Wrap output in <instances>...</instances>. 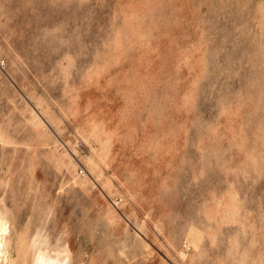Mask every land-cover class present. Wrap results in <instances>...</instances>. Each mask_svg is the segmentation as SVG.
<instances>
[{"label": "rangeland", "instance_id": "374dc122", "mask_svg": "<svg viewBox=\"0 0 264 264\" xmlns=\"http://www.w3.org/2000/svg\"><path fill=\"white\" fill-rule=\"evenodd\" d=\"M0 215V264H264V0H0Z\"/></svg>", "mask_w": 264, "mask_h": 264}, {"label": "bare ground", "instance_id": "6f19581e", "mask_svg": "<svg viewBox=\"0 0 264 264\" xmlns=\"http://www.w3.org/2000/svg\"><path fill=\"white\" fill-rule=\"evenodd\" d=\"M70 164V163H69ZM69 166V165H68ZM92 177V176H91ZM88 178V177H87ZM95 178V177H94ZM99 178V177H98ZM84 179V178H83ZM82 179V180H83ZM86 179V178H85ZM93 179V178H92ZM90 180V179H88ZM86 181V180H85ZM84 181V182H85ZM93 181V180H92ZM91 181V182H92ZM86 184V183H85ZM84 186L86 187V185ZM92 185V184H91ZM8 232L7 222L0 215V261L7 262L6 260V234ZM33 245V244H32ZM36 249V248H35ZM33 250V249H32ZM61 251V250H60ZM15 254V253H14ZM14 256V255H13ZM32 264H69V258L63 253H48L47 251H38L34 258L32 256ZM92 262V261H91ZM92 264V263H91Z\"/></svg>", "mask_w": 264, "mask_h": 264}]
</instances>
